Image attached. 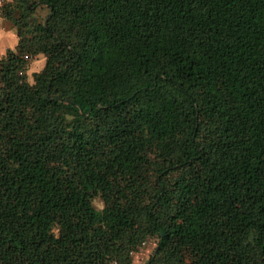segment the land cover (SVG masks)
Returning a JSON list of instances; mask_svg holds the SVG:
<instances>
[{
  "label": "trees",
  "instance_id": "16d2710c",
  "mask_svg": "<svg viewBox=\"0 0 264 264\" xmlns=\"http://www.w3.org/2000/svg\"><path fill=\"white\" fill-rule=\"evenodd\" d=\"M0 16V264H264V0Z\"/></svg>",
  "mask_w": 264,
  "mask_h": 264
},
{
  "label": "rangeland",
  "instance_id": "374dc122",
  "mask_svg": "<svg viewBox=\"0 0 264 264\" xmlns=\"http://www.w3.org/2000/svg\"><path fill=\"white\" fill-rule=\"evenodd\" d=\"M11 40L8 41L7 45H9V49L13 50L14 47H12V42L10 43ZM43 65V57L41 55H37L35 58H33L32 60H30L28 62L27 65V69H26V78L27 80H31L30 79V74L33 71H38ZM95 205L97 207H99V204L95 202ZM154 245V237H149L148 238V247L144 248L142 247L141 249H139L138 251L134 252L132 254V262L131 264H142L144 262V260L147 258V255L149 254L151 248Z\"/></svg>",
  "mask_w": 264,
  "mask_h": 264
},
{
  "label": "crops",
  "instance_id": "0c3cea01",
  "mask_svg": "<svg viewBox=\"0 0 264 264\" xmlns=\"http://www.w3.org/2000/svg\"><path fill=\"white\" fill-rule=\"evenodd\" d=\"M9 40H11L10 43L12 42V47H14L16 43L14 31L9 23L0 16V56L4 54L6 49L11 48L7 45Z\"/></svg>",
  "mask_w": 264,
  "mask_h": 264
}]
</instances>
